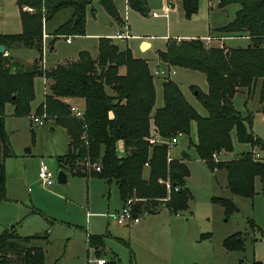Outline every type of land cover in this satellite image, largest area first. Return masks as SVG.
Wrapping results in <instances>:
<instances>
[{"label":"trees","instance_id":"1","mask_svg":"<svg viewBox=\"0 0 264 264\" xmlns=\"http://www.w3.org/2000/svg\"><path fill=\"white\" fill-rule=\"evenodd\" d=\"M92 1L16 0L22 32L0 34V46H4L6 52L24 47L38 53V58L29 65L0 54V203L6 200L4 160L11 156L4 130L5 108L10 105L14 117H29L34 100L33 79L37 77L46 80L44 100L37 107L38 115L43 110L45 121L52 118L54 125L65 129L68 137L65 154L56 157L57 169L79 178L114 182L123 206L130 199L139 200L140 203L131 208L134 217L139 213L155 214L151 204L157 201H164L161 207L173 215L188 210L191 194L184 185V177L188 174L186 166L181 159L167 163L168 144H150L149 139L152 131L168 141L179 136L189 139L193 122L196 142L190 141V146L211 172L224 171L229 194L253 199L258 178L264 197V161L255 159L253 153L214 162L217 155L233 152L232 132L236 133L239 143L264 148V143L250 129L251 113L242 116L232 102L236 95L246 90L247 103L259 86V112L264 114V0H218L220 10L232 5L239 8L231 22L212 31L216 37H210L209 41L221 43L222 37L244 35L250 40L245 48H226L222 43L220 47L208 46L201 39H169L164 50L156 53L159 62L169 68L188 69L205 76L208 92L196 95L207 112L206 117L198 115L169 79L162 83L163 106L154 110L153 76L147 62L134 58L128 48L120 50L110 38L98 39L95 58L81 52L75 61L43 68L44 27L60 12L69 10L70 19L48 33L52 37L50 46L59 37L84 36L85 13ZM166 1L171 3L172 0ZM98 2L106 14L120 24L114 0ZM199 2L181 0L184 18L190 19L197 14ZM26 6L32 12L22 11ZM127 6L141 15L148 14L146 0H127ZM90 13L94 15V10ZM72 100L84 103L81 121L70 113ZM119 142L126 156L118 155ZM131 150L134 154H130ZM145 165L147 179L142 177ZM96 167L98 172L94 170ZM166 179L171 183L169 193L162 184ZM212 202L222 207L227 216L238 211L230 198H212ZM248 223L252 230L256 228L252 220ZM104 237H87L88 246L97 255L104 248ZM39 242L48 243V234L19 237L14 231L3 232L0 234V264H45V252L38 246ZM244 244L241 237L232 236L223 242L226 250L237 252L244 251ZM252 264L260 263L254 261Z\"/></svg>","mask_w":264,"mask_h":264},{"label":"rangeland","instance_id":"2","mask_svg":"<svg viewBox=\"0 0 264 264\" xmlns=\"http://www.w3.org/2000/svg\"><path fill=\"white\" fill-rule=\"evenodd\" d=\"M114 1L120 24L106 14L98 0H93L85 13V34L69 37L71 44L66 43L65 37H59L50 46L52 37L48 36V39H45L44 34L52 33L58 25L68 21L71 12L66 10L56 15L46 28L44 27L42 55L44 66L50 69L66 61H75L81 52L95 58L98 40L91 35L115 36L119 30H124L123 27L120 29V26L127 25L128 34L132 36L129 40L110 38L120 50L128 48L132 56L147 62L153 76L154 110L163 106L162 83L169 79L176 84L186 102L198 115L206 117L207 112L196 95L197 92L201 95L208 92L205 76L197 71L169 68L157 60L155 52L164 50L166 42L163 39L167 36L165 35L167 25L172 34L189 30L197 37L201 34L207 36L208 22L210 30L223 27L234 19L239 7L229 6L226 12L216 10L208 21L202 16L204 12L207 14L209 8L203 9L204 2L200 0L198 12L195 14L199 15L195 19L185 18L188 22L179 25L172 22L176 12L170 13L168 19L163 16L153 19L151 13L160 14L161 10L150 8L149 3V12L145 16L127 8L124 0ZM15 3L16 0H0V34L22 32ZM92 9L94 15L90 13ZM111 24L113 27H110ZM143 39L151 41L152 49L145 54H139L137 46ZM203 42L208 46L220 47L218 43ZM226 44L228 46L238 44L244 48L250 41L241 39ZM9 55L24 65L38 58V53L34 49L24 47L10 49ZM258 87L249 96L247 103L246 90L236 95L232 102L234 109L242 116L247 112L251 113L250 129L264 143V116L259 112ZM33 89L34 100L30 105L29 117H14L12 107L6 105L5 108L4 130L11 156L4 160L6 200L0 203V234L10 231L22 237L48 234V243H38L45 252V264H94L99 258L113 264H252L254 261L264 264V197L261 194L260 181L258 178L255 180L253 199L231 196L226 188L224 171L211 172L190 146V141L196 142L194 122L190 125L189 139L184 136L177 137L178 143L170 146L167 153V163L169 160L181 158V162L187 168L188 174L184 177V185L191 194L188 210L173 215L161 207L164 201H157L151 204V207H154L153 210H159L158 214L139 213L136 215L139 217V224L129 227L118 225L113 216L122 208L123 203L114 182L107 183L97 178H79L70 174L67 175L65 184L56 182L58 170L56 157L65 154L68 137L65 129L55 126L50 117L44 120L42 126L33 123V117L46 116L43 110L41 115L37 113V107L44 100L46 83L44 85V80L40 77L34 78ZM108 93L111 94L109 90ZM70 103L71 107H76L83 113L82 100H72ZM81 118L75 119L81 121ZM154 138L169 142L155 136L152 131L150 139ZM231 139L233 152L217 155L214 158L215 163L233 160L246 152L258 153L260 159L264 161V148L239 143L235 132L231 133ZM254 153V158L258 159ZM182 154L188 158L181 157ZM118 155L120 156L119 153ZM40 161H44L53 173L51 187H43L37 179ZM142 177L148 178L147 165L144 166ZM162 182L169 193L170 180ZM212 198H230L238 211L227 216L222 207L212 202ZM129 201L131 208L140 203L135 199ZM249 220L256 226L254 230L250 228ZM87 235L105 236L104 248L99 251V255L88 246ZM230 236L241 237L244 240L243 252L228 251L224 248L223 242Z\"/></svg>","mask_w":264,"mask_h":264},{"label":"crops","instance_id":"3","mask_svg":"<svg viewBox=\"0 0 264 264\" xmlns=\"http://www.w3.org/2000/svg\"><path fill=\"white\" fill-rule=\"evenodd\" d=\"M125 1V0H124ZM204 3L202 4V7H203V9L205 8V10H206V7H207V9L209 10L208 12H207V14H205V12L203 13V16L202 17H206L207 19H208V21H210V16L212 15V16H214V14H215V12H217V11H222V12H226V10L228 9V7L227 8H225L224 10H220V9H218L217 8V3H218V0H202ZM158 1L157 0H146V3H147V8H148V3L150 4L149 6H150V8H152V9H159V11H160V14H159V17L160 16H162L161 14H162V9H163V7L164 6H169V12H168V16H166V17H164V18H166V19H168L169 18V14L170 13H174V12H176L175 13V15H174V17H173V19L174 20H172V22H175V24H179V25H181V23H183V22H188V21H186V19L184 18V13H183V10H182V6H181V1L180 0H173V1H171V3H168L166 0H159V2L157 3ZM16 4V3H15ZM114 4H115V1H114ZM125 4H126V2H125ZM16 7L18 8V6L16 5ZM127 8H128V6H126ZM160 7H162L161 9H160ZM26 8H29V7H23L22 8V11H24V12H28V11H26L25 9ZM30 9V8H29ZM201 10V9H200ZM217 10V11H216ZM238 10V9H237ZM237 10H236V12H237ZM148 12H149V9H148ZM235 12V13H236ZM30 13V12H29ZM152 13H155V12H152ZM151 13V14H152ZM198 15H199V13H198ZM198 15H194V16H192V18L194 17V19L198 16ZM17 16L19 17V21H20V9L18 8V12H17ZM234 16H235V14H234ZM152 17V16H151ZM159 17H156V18H159ZM153 19H156V18H154V17H152ZM194 19H192V20H194ZM194 23V22H193ZM20 25H21V22H20ZM110 27H113V25L111 24L110 25ZM117 27H119L118 25H117ZM123 27V25L122 26H120V29ZM166 29V31H167V33H168V31H169V34H165V35H167V36H164V41L166 42L167 40H169V39H173V38H176V40H190V39H201V40H203V41H206L207 43H212V44H215V43H218V44H220L221 45V43L223 44V46H225L226 48H238V47H240V48H242L241 46H239L238 44L236 45V46H228L227 44H226V42H235V41H238V40H241V39H248L249 40V38L248 37H246V36H228V37H222L221 38V43L220 42H217V41H208V39L210 38V37H216V35L214 34L213 35V33H212V31L213 30H215V29H217V28H214V29H211L210 30V28H209V22H208V24H207V29H208V31H207V36H203V34H201L199 37H197V36H195L194 34H192V31H189V30H186V31H184L183 33H179V32H174L173 34H172V32L170 31V29H168L169 27H168V25L165 27ZM22 29V28H21ZM124 31V30H123ZM119 32H122L121 30H119ZM119 32H117V33H119ZM129 32V31H128ZM44 35H46V38L45 39H48V34L47 33H45ZM44 35H43V37H44ZM93 38H95V39H99V38H103V37H105V38H112V37H114L113 35H111V36H102V35H100V34H94V35H91ZM129 36H131V34L129 33ZM132 37V36H131ZM130 37V38H131ZM134 37H136V36H134ZM167 37V38H166ZM110 38V39H111ZM129 38V39H130ZM169 38V39H168ZM129 39H127V40H129ZM113 40V39H112ZM127 40H125V41H127ZM44 41V40H43ZM250 41V40H249ZM72 42L70 41V43H68V44H71ZM143 44H148V46H149V48L146 50V51H143L142 50V45ZM263 45H264V42H263ZM247 47V46H246ZM245 48V47H244ZM50 49H52L51 47H50ZM137 49H138V52H139V54H145V53H147V52H149L151 49H152V43H151V41H149V40H145V39H143V40H141L139 43H138V46H137ZM159 51V50H158ZM157 51V52H158ZM157 52H155V56H156V58H157ZM6 55H9V50L6 52ZM42 55H43V51H42ZM134 57V56H133ZM134 58H137V57H134ZM157 60H158V58H157ZM26 65H29V64H26ZM42 66H43V68L44 69H48V68H46L45 66H44V63H43V61H42ZM43 80H44V85H45V83H46V80L44 79V78H42ZM73 101H75V100H73ZM72 105V104H71ZM156 110V109H155ZM263 114V113H262ZM263 116H264V114H263ZM177 139V138H176ZM178 143V140H176V143L174 144V145H176ZM116 149H117V152L120 154V156L121 157H123L124 155H125V152H124V149H123V145H122V143L121 142H119V143H117V146H116ZM254 153V152H253ZM255 155H256V157L258 158V159H260V156H259V154L258 153H254ZM64 155V154H63ZM183 155V154H182ZM182 155H181V157H182ZM60 156H62V155H60ZM181 159V158H180ZM177 160H179V159H177ZM261 160V159H260ZM171 161V160H170ZM261 161H263V160H261ZM41 162V161H40ZM117 188V187H116ZM117 192H118V189H117ZM119 195V194H118ZM122 202V201H121ZM124 206H122V208H123ZM121 208V209H122ZM163 208V207H162ZM120 209V210H121ZM165 209V208H164ZM120 210H118V211H120ZM117 211V212H118ZM159 211V210H158ZM158 211H156V213L155 214H147V215H156V214H158L159 212ZM116 212V213H117ZM168 212V211H167ZM139 218V217H138ZM137 224H139V222L137 223ZM137 224H134V225H137ZM129 227V226H128ZM19 236V235H18ZM19 237H22V236H19ZM25 237H28V236H25ZM87 237H88V235H87Z\"/></svg>","mask_w":264,"mask_h":264},{"label":"built area","instance_id":"4","mask_svg":"<svg viewBox=\"0 0 264 264\" xmlns=\"http://www.w3.org/2000/svg\"><path fill=\"white\" fill-rule=\"evenodd\" d=\"M126 5H127V0H125ZM28 12H31L32 10L29 8L25 9ZM169 6H164L162 9V16L166 17L168 15L169 12ZM152 17L156 18L159 17V14L157 13H152L151 14ZM124 31L117 33L114 38L119 39V40H127L130 38L129 34H128V27L127 25H123ZM210 40V38L208 39V41ZM66 43H70V39L66 38ZM169 71V69H168ZM169 75V73H166V75ZM70 113L73 117L75 118H81L83 116V113L81 111H79V109H77L76 107H70ZM33 123L37 124L39 126L44 125V120H45V116L42 117H33ZM177 138V137H176ZM176 138L175 139H171L169 140V142H162L160 140L157 139H150L149 143L150 144H156L158 142H160V144L162 143H167L169 148L170 146L174 145L176 143ZM169 160V159H168ZM170 161V160H169ZM96 171H99V168L96 167L95 168ZM37 179L39 181V183L43 186V187H51L53 185V173L52 171L49 169L48 165L44 162L41 161L39 168H38V172H37ZM169 187V186H167ZM177 190V189H175ZM114 219L116 221V223L118 225H123V226H131L134 224H137L139 222V218L138 217H134L132 215L131 212V207H130V201L128 200L127 204L120 210L118 211L116 214H114ZM105 260L104 259H97L95 261L94 264H105Z\"/></svg>","mask_w":264,"mask_h":264},{"label":"water","instance_id":"5","mask_svg":"<svg viewBox=\"0 0 264 264\" xmlns=\"http://www.w3.org/2000/svg\"><path fill=\"white\" fill-rule=\"evenodd\" d=\"M0 54L6 56V50L4 46H0ZM130 154H134V150H131ZM178 176L180 177V175ZM56 182L58 184H65L67 182V174L63 170H57Z\"/></svg>","mask_w":264,"mask_h":264},{"label":"bare ground","instance_id":"6","mask_svg":"<svg viewBox=\"0 0 264 264\" xmlns=\"http://www.w3.org/2000/svg\"><path fill=\"white\" fill-rule=\"evenodd\" d=\"M149 48L148 44H143L142 45V50L146 51Z\"/></svg>","mask_w":264,"mask_h":264}]
</instances>
